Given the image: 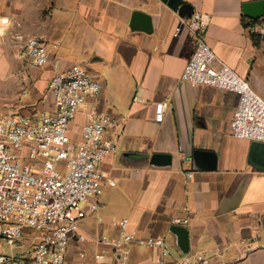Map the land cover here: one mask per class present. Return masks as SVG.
<instances>
[{
    "label": "crops",
    "instance_id": "obj_1",
    "mask_svg": "<svg viewBox=\"0 0 264 264\" xmlns=\"http://www.w3.org/2000/svg\"><path fill=\"white\" fill-rule=\"evenodd\" d=\"M179 1L210 15L206 40L217 61L264 100V41L248 29L264 18V0ZM254 1L261 4L256 18L244 7ZM179 10L167 0H0V18L8 20L0 42L9 31L42 36L60 67L80 65L100 82L99 94L87 102L123 129L119 150L101 163L115 184L105 185L100 210L85 206L78 224L86 240L70 241L62 264H157L160 250L138 244L146 237L168 245L166 264L185 256L188 264H200L198 256L207 264H264V142L232 135L236 93L180 78L196 39L184 25L190 15ZM135 11L150 16V29L141 30ZM26 63L14 78L17 95L6 105L23 115L53 111L52 69ZM158 102L166 103L161 121L154 118ZM83 123L78 113L71 139ZM123 152L166 153L172 160L132 164ZM122 217L135 237L116 258L112 246L98 240L118 238L108 222ZM172 218L188 222L174 225ZM177 226L187 231L186 246Z\"/></svg>",
    "mask_w": 264,
    "mask_h": 264
},
{
    "label": "built area",
    "instance_id": "obj_2",
    "mask_svg": "<svg viewBox=\"0 0 264 264\" xmlns=\"http://www.w3.org/2000/svg\"><path fill=\"white\" fill-rule=\"evenodd\" d=\"M209 21L208 13L195 11L184 23L196 44L180 78L192 87L204 85L236 93L238 102L230 120L232 135L264 142V100L247 81L217 61L206 40ZM7 23V18H0V38ZM248 29L264 41V18ZM8 42L18 46L16 60L52 69L47 90L54 110L0 115V241L12 248L18 241H28L20 253L0 252V264H15L23 256L36 264H62L69 242L86 240L78 222L87 211L80 204L85 202L90 212H97L103 207L99 197L105 185L115 184L101 163L119 150L116 139L123 129L112 116L87 102L99 94L100 82L80 65L60 67L46 39L32 35L19 41V36L9 35ZM165 109V102L154 105L156 121L162 120ZM78 113L83 114L84 123L73 140L69 127ZM170 222L186 224L188 219L172 218ZM108 224L119 230L118 238L101 237L98 242L111 245L119 258L135 232L127 230L126 217L109 219ZM137 241L141 246L158 248L161 255L157 264H166L164 257L170 249L162 238ZM188 260L185 256L177 264H188ZM197 260L208 263L201 256Z\"/></svg>",
    "mask_w": 264,
    "mask_h": 264
},
{
    "label": "rangeland",
    "instance_id": "obj_3",
    "mask_svg": "<svg viewBox=\"0 0 264 264\" xmlns=\"http://www.w3.org/2000/svg\"><path fill=\"white\" fill-rule=\"evenodd\" d=\"M10 36H19V41L25 39L29 35L16 33L15 31H9ZM37 36V35H36ZM5 40L0 42V112H11L12 96L17 95L18 83L15 82L14 78L17 79L18 72L26 68V62H20L16 60L15 54L17 52L18 46ZM20 66L17 68V64ZM25 63V64H24ZM26 66V67H25ZM21 77V76H20ZM24 87V86H23ZM26 88V87H25ZM8 104L9 106H7ZM4 114V113H3ZM62 164V163H61ZM87 204L82 202L80 206L85 208ZM21 241L15 243L14 247H10L3 241H0V252L3 254H9L15 250L16 253H20L23 250V246L20 245ZM15 264H36L29 256H23Z\"/></svg>",
    "mask_w": 264,
    "mask_h": 264
},
{
    "label": "water",
    "instance_id": "obj_4",
    "mask_svg": "<svg viewBox=\"0 0 264 264\" xmlns=\"http://www.w3.org/2000/svg\"><path fill=\"white\" fill-rule=\"evenodd\" d=\"M169 5H180V13H186L188 15L192 14V10L189 8L187 4L181 3L179 0H167ZM245 9H248L251 15L256 18L260 16V1H254L250 3H246L244 6ZM134 18L140 21V28L141 30H148L151 27L150 23V16L147 14L140 12V11H135L133 13ZM202 153L203 152H199ZM121 158L132 164H139L144 161H149L150 164L154 165H165L171 163L172 157L169 154L166 153H153L152 155L144 154V153H139V152H123L121 154ZM175 230L180 234L181 237V243L186 246L187 245V231L183 227H175Z\"/></svg>",
    "mask_w": 264,
    "mask_h": 264
}]
</instances>
